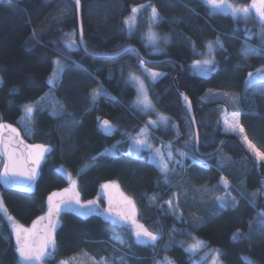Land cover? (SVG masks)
Returning <instances> with one entry per match:
<instances>
[{"label": "trees", "instance_id": "obj_1", "mask_svg": "<svg viewBox=\"0 0 264 264\" xmlns=\"http://www.w3.org/2000/svg\"><path fill=\"white\" fill-rule=\"evenodd\" d=\"M244 1V0H240ZM150 4L160 16L157 28L171 35L172 42L161 55L150 56L141 38L131 35L125 21L133 7ZM84 42L87 55L79 45L78 18L70 0H0V116L3 122L19 125L23 106L36 103L51 90L48 77L53 58L63 56L69 65L56 88L53 102L59 112L37 109L33 122L21 127L27 144L50 147L42 163L32 191L0 185L7 213L18 225L29 228L48 208L49 196L66 189L67 178L58 169L64 167L77 177L81 200H95L102 185L116 183L133 199L138 219L149 231L159 234L155 245L137 244L130 228L93 213L82 216L64 211L55 231L56 253L45 264H60L87 256L108 264H157L170 259L174 264H197L186 249L191 235L209 247L220 250L224 264H245V258L264 264V233L260 224L264 217V195L250 204L241 193H264L260 177L264 163L254 170L251 156L242 145L225 140L212 156L195 153L194 131L186 110L180 103L174 79L183 65L178 83L190 98L200 136V151H215L223 137L221 120L228 112L239 113L240 124L248 139L264 152V81L246 88L248 73L264 66V56L242 55V46L264 48L258 36L249 39L238 22L229 15L212 14L202 0H81ZM76 32V47H65L66 33ZM223 43L213 51L218 68L210 77L193 73L192 63L201 57L209 42ZM134 45L142 55L153 59L170 58L175 62L144 63L136 51L117 59L113 55ZM143 66L163 74L151 82L143 74ZM130 74L144 76L150 98L157 111L168 116L174 125L168 131L154 128L155 140L171 141L172 148L186 151L179 175L166 182L165 175L147 158L135 157L122 148L126 136H134L147 119L133 102L136 90L128 81ZM102 94L92 97L94 90ZM239 95L238 104L220 94ZM223 94V93H222ZM230 98V97H227ZM62 107H60V106ZM109 121L112 136L101 132L100 125ZM177 130V131H176ZM117 145V153L112 152ZM87 166V167H86ZM227 178L236 188V208L215 206L205 220L191 218L188 203L195 199L194 189L216 188ZM184 190H188L185 193ZM180 196L182 220L177 212L166 209L165 202L174 194ZM185 194V195H184ZM188 194V195H187ZM194 195V197H193ZM186 204L184 205V203ZM178 208V211H179ZM192 220V221H191ZM251 235V240L234 241L235 232ZM0 213V264H16L15 238Z\"/></svg>", "mask_w": 264, "mask_h": 264}, {"label": "snow or ice", "instance_id": "obj_2", "mask_svg": "<svg viewBox=\"0 0 264 264\" xmlns=\"http://www.w3.org/2000/svg\"><path fill=\"white\" fill-rule=\"evenodd\" d=\"M74 3L77 6V10H79L81 6V0H74ZM206 3L211 6V8L216 10L228 9L230 10L231 15L236 19H243L247 21L250 16H255L260 23V37L261 40L264 41V0H250V3L247 5H237L235 3L230 2V0H206ZM141 8L145 7L144 5L140 6ZM151 8V15L149 17V32L147 37L150 42L155 43L158 40L157 35L151 31V27L153 24L157 23L162 17L158 12L157 8L153 5H148ZM139 8L133 7L131 9L132 16L129 17L125 23H128L131 27V22L135 20V14L139 11ZM247 31V30H246ZM76 32L66 33L65 47L68 49H73L76 47ZM79 37L80 40H83V26L81 25L79 29ZM217 45L220 48H223V43L217 38ZM210 54L212 53L213 46L211 43L208 45ZM242 55L247 57L248 55H261L264 56V48H254L250 45H243L241 50ZM55 68L51 77L49 78V83L55 84V82L62 75L64 68L66 65L62 64L59 60L55 61ZM143 61H141V65ZM197 66H200L204 69L205 72H214L216 71V65L213 59H205L203 61H197ZM160 73L151 72L150 76L153 80L159 77ZM129 79L134 81L138 85L139 96L136 101L138 105H143L144 108H151V102L148 99L147 90L144 87L143 81L140 80L139 77L134 74H130ZM257 81H264V68L258 69L254 74L252 72L248 73V79L245 82L247 86H252ZM102 94L100 89H96L92 93V97L95 100L96 97ZM46 97H42L41 101H44ZM186 103H188L190 107V101L185 96L183 97ZM36 109L32 105L24 106L25 116L21 118V123L25 125L26 131L31 134V129L27 127V124L31 122V117L33 112ZM53 111H56L55 109ZM168 123V117L161 115L159 117V121H149L151 125H159ZM227 131H231L237 135H241L244 143L247 145L248 149L252 152V154L256 157L258 161L264 162V152H261L256 148V146L248 139L245 134L244 128L241 126L239 121V113L233 112L231 120L225 119L224 121ZM103 129L105 132L112 131V125L109 121L105 120L102 122ZM7 129L9 131V135L5 137L3 135L4 130ZM19 132L12 128L10 125L0 124V156L5 157V160L2 164H0V182L3 183L5 187L8 188H19L22 191H32L34 182L38 176V169L41 160L43 159L44 153L50 151L49 148L43 145H24L23 140L19 139ZM146 130H142L141 134L135 139V143L142 147L151 148V145L146 141ZM23 146V151L18 150V146ZM165 155L168 157L172 156L171 151L167 154L162 153L159 149L156 150L155 156L159 158V165L161 171L165 173V179H167V173L170 171L169 169V161L165 159ZM184 153H181L183 156ZM87 167V166H86ZM75 186V182H73V187ZM107 189L111 187V185L105 184L102 186ZM224 187H228V182L224 179ZM69 190H65V193H53L48 198V213L44 217H40L38 221H36L32 229L24 228L21 225H18L14 218L8 215L7 209L4 206L3 198L0 197V213H3L6 219L9 222L10 233L9 237H5V239H10L14 236L15 245L14 252L17 257L16 264H45V261L49 258L54 257L56 253V240H55V230L58 225V217L62 210L67 209L70 211H75L82 216H86L96 211L97 201H88L87 204H81L79 200V194L74 192L72 195L66 199L57 201L54 203V198L59 196H64L68 193ZM264 195V193H256L253 192L249 196L248 193L242 192L241 195L249 201L250 204H255L254 198L257 195ZM216 201L219 204L220 208H227L231 206L232 208H236L238 206V201L235 197L230 196V193H225L223 197H216ZM231 200V205H229L228 200ZM111 203V202H110ZM131 204V201H128ZM170 211L175 213L177 211V207H174L176 203L174 200H168L165 202ZM79 206V207H76ZM109 213L112 212L111 207L108 209ZM260 216L264 217V212L259 213ZM116 220L114 222H131L133 227V235L137 244L146 245L152 244L155 245L156 242L160 239L159 234L149 231L143 225L138 224L134 219L131 218L129 214L123 212L115 213ZM41 221H44L45 224L40 231L36 230V225ZM260 232L264 233V221L260 224ZM234 241L241 240H251V235H245L241 233L239 230L235 232L232 236ZM204 247L202 241H195L193 244L188 246L189 252H197L201 248ZM220 255L221 253L217 250L214 252L212 264H220ZM61 264H68L67 261H62ZM102 264H106V262H102ZM126 264V262H125ZM163 264H174L173 261L167 260L163 262ZM245 264H254V262L245 258Z\"/></svg>", "mask_w": 264, "mask_h": 264}, {"label": "rangeland", "instance_id": "obj_3", "mask_svg": "<svg viewBox=\"0 0 264 264\" xmlns=\"http://www.w3.org/2000/svg\"><path fill=\"white\" fill-rule=\"evenodd\" d=\"M202 1L206 4V6L209 8V10H210V12L212 14H223V15L232 16L231 13H230V10L223 9V10L214 11L211 8V6L206 3V0H202ZM230 2L235 3L237 5H247V4L250 3V0H244V1L230 0ZM148 5H150V4L144 5L145 7H143V8L136 7V8H139L140 10L135 14V20L131 22V27L129 26L128 23H125L126 24V28H127V30L129 31V33L131 35L138 36L139 38L142 39L143 44H144V46L146 48V52H147L148 55H150V56L161 55L162 53H164L166 47L172 42V37H171V35H168L166 33H162V32H160L158 30L157 25L160 22V20H159L157 23L153 24L152 27H151V31L154 32L157 35L158 40L155 43L149 41V39L147 37V34L149 32V17L151 15V8L148 7ZM131 16H132V14L129 17H131ZM129 17L126 20H128ZM234 19L238 22V24L240 25L242 30H244L245 35H246L247 38L252 39V38L258 36L261 39V37H260V23H259L258 19L254 15L250 16L247 21H245L243 19H236V18H234ZM209 43H211L212 46H213V50H212L211 54H210L209 48H208ZM209 43L206 45V48H205L206 50H205V52H203L201 54V57L198 60H196L194 63H192V65H191L193 73L196 74L197 76H200V77H210L216 71H214V72H205L202 67L197 66V64H196L197 61H203L205 59H213L214 62H215V65H216V70L218 68V65L216 64L215 57H214V54H213V51L215 50V48L217 46V43H212V42H209ZM57 60H59L62 64L66 65V67L64 68V71H65V69L69 65L68 59L63 57V56H55L53 58V63L55 61H57ZM54 68H55V63H54V66H53V70H54ZM262 68H264V66L255 69L254 71H252V73L255 74L258 69H262ZM53 70H52V73H53ZM142 71H143L144 76L146 78H148L149 81H151V82H157L163 76L162 73L150 70L149 68H147L145 66H143ZM151 72H157V73H160L162 75H160L155 80H153L151 78V76H150ZM52 73L48 77V84L50 85L51 90L49 92H47L43 96V97H46V99L44 101H41V99H40L39 102L29 103V104H25V105H32V106H34V108L36 110L37 109L48 110L53 115H56L55 112H59V108L56 105V103H54L55 101L53 102L54 94L52 93V90L58 86V84H59V82H60V80L62 78L63 73L60 76V78L55 82V84L49 83V78L51 77ZM135 76L139 77L140 80L143 81L144 87L147 90L148 99L150 100L152 107L151 108H144L143 105H138L136 103V101L138 99V96H139L138 85L134 81H131L129 79V77H130V75H129L128 81H130V83L132 84V86L136 90V98H135V100L133 102V106H134V108L137 111L141 112L144 116H146L147 122H146V125L140 130V132L138 134H136L134 136L127 135L126 138H125V139H127L126 140L127 143L123 144L124 142H122L121 147L123 149L126 148L125 152L127 154H129V155H132V156H135V157L147 158L150 162L155 164L160 171H161V168H160V165H159V158L155 156L156 150L159 149L162 153H165V154H167L169 151H171V153H172L171 157H168L167 155H165V159L169 161V169H170V171L167 173V179H165V177H164V180L169 183V181L171 180L172 176L174 177L176 175H179L178 174L180 172L179 169L180 168L182 169L183 166H184V157H188V156H192V155L190 153L186 152V151L175 150L174 148H172L171 141H167V140L161 139V137L159 139L155 140V138L153 137L154 135L152 134V131H153L154 128H158L160 130L168 131L171 128L174 129L175 126L172 125V121L170 120V118L168 116H166V115L162 114L161 112L157 111V109L155 108V106H154V104H153V102H152V100L150 98L149 88H148V85H147L146 81L144 80V76H141V75H135ZM0 82H1V80H0ZM248 87L249 86L246 85V88H248ZM222 93L216 94V95H221L226 100H230L231 99V100H233L234 104H238V102H239V95L238 94L230 93V92H222ZM227 97H230V98H227ZM24 106H23V115H22L21 118H23L25 116ZM54 109L56 111H53ZM35 111L32 114L31 122H33V120H34ZM232 113L233 112H229V113L227 112L225 114V116L221 120V127H222L223 133L225 132V134H227V135L237 137V139L241 143L242 147L251 155L252 159L256 161L257 166H259L261 163H264V162L258 161L256 159V157L252 154V152L248 149L247 145L244 143V141L242 139V136L241 135H237V134H235V133H233L231 131H227L226 130L227 126L225 125L224 121H225V119L231 120ZM161 115L168 117V123L166 125H164V124H159V125H151V124H149V121H159V117ZM21 118L19 119V125H16V124H9V123L3 122L1 120V116H0V124L10 125L12 128H15L20 134L19 139H21V140H23V142H25V139L23 138L22 133H21V129H20V126L21 127L25 126L23 123H21ZM239 121H240V118H239ZM142 130H146L145 138H146L147 143L151 145V148L142 147V146L137 145L135 143V139L138 137L139 134H141ZM7 131L8 130L5 129L3 133H5ZM118 144L119 143H116L115 145H113L112 152L114 154L117 153L116 149L118 148L117 147ZM28 145H30V146L43 145V146H45V147L50 149L49 146H47L45 144H40V143L28 144ZM48 152L44 153L43 159L41 160L40 165H39L38 173L40 172L42 163H43L44 158H45V156H46V154ZM181 153H184V155L181 156ZM3 162H4V158L2 156H0V164H2ZM58 171L61 174H63L67 178V180L69 181V185L66 188L69 191L64 196L55 197L54 198V203H56L57 201H60V200H63V199H66V198L70 197L72 195L73 191H74V192L79 194L80 203L81 204H87V202H84V201L81 200L77 177L74 176L72 173H70L68 170H66L64 167H59ZM163 174L165 175V173H163ZM37 178H38V176H37ZM224 179H226L227 182H228V187L227 188L224 187ZM73 182H75V186L74 187H73ZM106 184L111 185V187H109L107 189H105L103 187L101 188L99 196L95 200H93V201H97L96 211L92 212L91 214L98 213V214H100V215H102V216L106 217L107 219H109V220L114 222L116 220L115 213L123 212V213L129 214L131 216V218L134 219L138 224L143 225L138 219V211H137V207H136L133 199L130 198L129 196H127L126 194H124L122 192V190L120 189V187L116 183H106ZM0 185L4 186L2 182H0ZM219 185H220V187L223 188V192L222 193H219L218 191H214V190H217V189L214 188V190H213V187L208 188V189H204V190H202V189H194L193 190V191H195L194 194H197L196 195L197 197L195 198L194 195H193V197L195 199L190 201L188 203V206H187V208L192 212L191 215H190L191 218H196V219H199V220H203V219L205 220V218L207 219L208 217H210L214 213L215 206L219 207V204H218V202L216 201L215 198L216 197L225 196L226 192L230 193V196L235 197V199L238 201V196L234 192V190L232 189L234 185L227 178L221 179L220 182H219ZM66 189H64L62 191L54 192V193H62L63 194V193H65ZM234 189L237 192H239V189L236 188L235 186H234ZM184 192L188 193V190H184ZM0 197H2L1 192H0ZM171 200H174L176 202L174 204V207H176L178 205L176 212H177V214L179 216V219L182 220L184 217H182V212H181V210L179 208V206L181 204L180 196H178L177 193H175L174 196L171 198ZM128 201H131L132 203L129 204ZM228 203H229V205H231V200L230 199L228 200ZM185 204H186V202L184 203V205ZM165 205H166V209L169 210V208H168L166 203H165ZM76 207H79V206H76ZM110 207L112 209L111 213H109V211H108V209ZM48 208H49V205H48ZM48 208H47V212L45 213L44 216L47 215ZM178 208H179V211H178ZM227 208H232V207L229 206ZM64 211H70V210L64 209V210H62L60 212L59 217H58V225H57V227L60 224V215ZM70 212H75V211H70ZM75 213H77V212H75ZM44 216H42V217H44ZM5 219H6V217H5ZM116 223L130 228L132 230V232H133V227L134 226L131 224V222H128V223L116 222ZM44 224H45V222L41 221L39 224L36 225V230L40 231L43 228ZM32 226H30L27 229L31 230ZM57 227H56V229H57ZM191 237H193V238L189 239V242L186 244L187 251H188V246L190 244H193L195 241H200L198 239H195L196 237L193 236V235H191ZM203 244H204V247L201 248L199 251H197V252H189L188 251V252L190 253L191 257L193 258V260L197 264H212L213 255H214V252L217 251V249H213V248L209 247L205 242H203ZM218 251L220 252V250H218ZM166 259L170 260L168 258H165L163 260H158L157 264H163V262H165ZM219 259H220V264H224L223 261H222L221 255H220ZM248 260H250V259L248 258ZM250 261H252V260H250ZM61 262H60V264H61ZM67 262H68V264H102L99 261H96L93 258H90V257H87V256L76 257V258H73L71 261H67ZM252 262H254V261H252ZM106 264H108V263H106Z\"/></svg>", "mask_w": 264, "mask_h": 264}, {"label": "water", "instance_id": "obj_4", "mask_svg": "<svg viewBox=\"0 0 264 264\" xmlns=\"http://www.w3.org/2000/svg\"><path fill=\"white\" fill-rule=\"evenodd\" d=\"M76 7V11H77V18H78V35H79V29L81 27V25L83 26V22H82V5L80 6L79 10H77V6L76 4L74 3V0H70ZM79 45L81 47V49L89 56H94V57H98L96 55H93L92 53H90L87 48L85 47V42H84V33H83V40L81 41L80 40V37H79ZM130 51H136V53L139 55L140 59L144 62V63H149V64H158V63H166V62H175L174 60L170 59V58H166V59H153V58H147L145 56L142 55L141 51L139 50L138 47L134 46V45H131L125 49H123L121 52L119 53H116V54H113V55H107V56H101L102 58H106V59H117V58H120L121 56L125 55L126 53L130 52ZM179 67H180V71L179 73L177 74V76L175 77L174 79V87L176 89V91L178 92L179 94V98H180V103H181V106L184 110H186L187 114H188V117L190 119V122H191V125H192V128H193V131H194V137H195V153L198 155V156H201V157H209V156H212L214 155L215 153H217L220 149H221V146L223 144V142L227 139L229 140H232L238 144L241 145V143L239 142V140L237 139V137H234V136H230V135H225L223 137V139L221 140L218 148L213 151V152H210V153H202L200 151V136H199V130H198V126H197V121H196V118H195V114H194V109H193V104L190 100V98L186 95L185 92H183L179 86V83H178V80L179 78L182 76L183 72H184V67L182 64L178 63V62H175ZM187 97L188 98V101H190V107L188 105V103L185 102V100L183 99V97ZM111 124V123H110ZM112 125V124H111ZM100 129H101V132L106 135V136H112L113 133H114V129H113V126H112V131L111 132H105V130L103 129V126H102V123L100 125ZM3 135L5 137H7L9 135V131L3 133ZM24 145H28L27 143L23 142ZM18 150L20 151H23V146H18ZM3 157V156H2ZM4 160H5V157H3ZM249 160L252 162V167L253 169L255 170L256 169V165L253 163V159L251 156H249ZM260 181H261V185L264 187V177H260ZM35 183V182H34Z\"/></svg>", "mask_w": 264, "mask_h": 264}, {"label": "crops", "instance_id": "obj_5", "mask_svg": "<svg viewBox=\"0 0 264 264\" xmlns=\"http://www.w3.org/2000/svg\"><path fill=\"white\" fill-rule=\"evenodd\" d=\"M225 133V132H224Z\"/></svg>", "mask_w": 264, "mask_h": 264}]
</instances>
